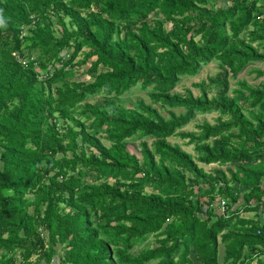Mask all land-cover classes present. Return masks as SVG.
Returning <instances> with one entry per match:
<instances>
[{"label": "trees", "instance_id": "obj_1", "mask_svg": "<svg viewBox=\"0 0 264 264\" xmlns=\"http://www.w3.org/2000/svg\"><path fill=\"white\" fill-rule=\"evenodd\" d=\"M0 17V264H264V81H229L264 63V1L0 0ZM211 61L198 95L173 91Z\"/></svg>", "mask_w": 264, "mask_h": 264}, {"label": "rangeland", "instance_id": "obj_2", "mask_svg": "<svg viewBox=\"0 0 264 264\" xmlns=\"http://www.w3.org/2000/svg\"><path fill=\"white\" fill-rule=\"evenodd\" d=\"M264 1V0H262ZM169 26V24H168ZM81 55H78L77 58H80ZM95 57L90 58V60L94 59ZM88 60L86 63H84L82 65V68L79 72L76 73V78L77 80H84V79H88L89 76L87 73H85V69L88 68L89 66V61ZM254 68H260V69H264V63L261 62H256V63H252V64H248L246 67H244L241 72L238 74V76L236 78H229L230 81V87L234 88L235 85V81L237 79H244L246 80L249 84L252 85H256L258 84V82L260 81H264V75L260 76V77H255V71L253 70ZM218 67H217V62L216 61H211L208 64L204 65L201 70L194 76H183L181 77L180 81L177 83V85L174 87L173 91L175 92H180L183 93L185 91L186 88L190 89L191 92L194 95H198L200 93L199 89L194 86V83L200 82L201 80H205L207 76L209 75H213L215 72H217ZM126 98H128V101H133L137 98H143L146 102H150V98L148 97L146 90L144 89H140L139 87L133 88L130 92H128L126 95H124ZM100 94L95 95L94 97L89 98L87 101L93 102L95 100L100 99ZM126 104V103H125ZM154 106H158V104L154 103ZM160 111L165 114V109L159 107ZM176 112H179L180 109H174ZM217 116L216 112H211V113H203V114H197L196 117L190 121L186 126L185 129L186 130H190V131H195L198 132L199 131V127L198 125L200 123H202L203 120H207L210 123H213L215 121V117ZM102 142L105 144H109L110 142L107 141L105 138H101ZM168 140L171 143H178L182 146V148H184L185 150L189 151V152H193V145H187L184 143V140L177 137V136H171L168 138ZM151 140L148 139V143ZM138 139H135L134 141L131 140L128 143V150L134 154L137 155V157H141L140 155V151L138 148ZM212 166L214 165H205L204 168L206 170H210L212 169ZM217 202L216 201L214 204V206H217ZM243 203V196L240 195V198L236 204L237 205H241ZM244 212L240 211L241 213L244 214V216H252L251 212L250 213H245L246 211H249L248 209L243 210ZM242 214V215H243ZM254 217V216H252ZM59 251H61V249H59ZM61 253V252H60ZM220 253H222V246H220ZM191 256L193 257V254L191 253ZM35 257H32V259H34Z\"/></svg>", "mask_w": 264, "mask_h": 264}, {"label": "crops", "instance_id": "obj_3", "mask_svg": "<svg viewBox=\"0 0 264 264\" xmlns=\"http://www.w3.org/2000/svg\"><path fill=\"white\" fill-rule=\"evenodd\" d=\"M252 204V203H251ZM259 209H261V208H259ZM242 210H246L245 208L244 209H242ZM250 213L251 212V214H252V216H257V214H256V212L257 211H254V210H249V211H246L245 213ZM258 217L259 218H261V220L264 218V212H260V211H258Z\"/></svg>", "mask_w": 264, "mask_h": 264}, {"label": "built area", "instance_id": "obj_4", "mask_svg": "<svg viewBox=\"0 0 264 264\" xmlns=\"http://www.w3.org/2000/svg\"><path fill=\"white\" fill-rule=\"evenodd\" d=\"M217 205H219L221 207V209H223L225 206V200L221 199L220 201L217 202Z\"/></svg>", "mask_w": 264, "mask_h": 264}, {"label": "clouds", "instance_id": "obj_5", "mask_svg": "<svg viewBox=\"0 0 264 264\" xmlns=\"http://www.w3.org/2000/svg\"><path fill=\"white\" fill-rule=\"evenodd\" d=\"M4 24V20L2 17H0V26H2Z\"/></svg>", "mask_w": 264, "mask_h": 264}]
</instances>
